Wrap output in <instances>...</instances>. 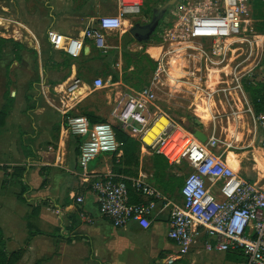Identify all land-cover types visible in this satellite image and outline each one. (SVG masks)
<instances>
[{
  "label": "built area",
  "instance_id": "built-area-1",
  "mask_svg": "<svg viewBox=\"0 0 264 264\" xmlns=\"http://www.w3.org/2000/svg\"><path fill=\"white\" fill-rule=\"evenodd\" d=\"M255 1L208 0L206 10L191 17L188 33L197 46L189 47V52H193L189 57L194 58L196 63L205 61L207 66L209 63L223 65L229 50L238 43L250 50V56L229 71H224L214 87L207 85L205 79L204 84L192 83L190 93L194 100L200 97L207 102L214 112V121L232 118L239 122L240 103L244 112L242 114L252 117L264 148V110L259 115L255 114L243 86L245 76L254 67L253 64L250 68L246 65L251 61L255 46L259 47L257 41L254 44L253 37H247L255 21ZM141 10L142 4L139 2L124 3L121 16L99 18L88 25L80 39L49 31L48 42L74 59L85 54L87 41L93 42L98 50L105 53L109 48L107 35L121 33L124 29L123 16L129 13L138 15ZM204 42L214 43V46L207 51L203 47ZM261 46L264 47V43ZM216 59L219 61L216 62ZM244 68L248 69L247 72H244ZM63 86L65 88L59 90ZM83 86L84 82L76 77L54 88L55 95L60 98L62 111L73 108L77 101L72 105L67 103ZM103 86V80L97 79L93 88L99 90ZM156 89L155 83L135 95L118 111L117 118L123 131L141 142L143 149L163 157L170 167L185 164L192 170L181 189V201L163 193L143 174L137 178L119 177L113 172L94 175L90 170L91 163L103 154H116V158L120 159L123 155L122 145L117 142L112 124L91 125L84 116L70 118L68 131L82 140L78 176L93 194L100 215L118 229L136 223L142 229L150 230L161 212L167 210L170 228L168 237L174 249L163 260V264H176L185 260L201 242L203 251L207 253L242 252L245 261L241 264H264V188L244 178L229 165L225 152L217 151L221 141L216 137H208L204 144L190 131L169 120V124H164L162 120L165 116L162 114L157 113L152 121L150 110L157 101ZM220 103L225 106V113H217L220 112ZM154 127H158L159 134L149 144L146 138ZM75 200L77 204L84 203L83 197H76ZM54 212L57 216L64 213L57 206Z\"/></svg>",
  "mask_w": 264,
  "mask_h": 264
},
{
  "label": "rangeland",
  "instance_id": "rangeland-1",
  "mask_svg": "<svg viewBox=\"0 0 264 264\" xmlns=\"http://www.w3.org/2000/svg\"><path fill=\"white\" fill-rule=\"evenodd\" d=\"M127 2H139L143 8L140 14L134 16L135 19L124 23V29L127 31L126 35L122 39L115 37L111 40L110 45L112 47H120L121 49H112L106 53L94 50L91 57L74 61L66 52L58 51L52 47L45 35L37 36L41 41V56L36 53L38 61L34 63L32 70H28L22 62L18 61L19 55L25 50L28 51L27 43L22 45L23 48L17 47L14 43L19 44V42L13 39V36H16V29L7 22H1V19L12 20L13 14H16L19 19L26 17V0H0V121L2 120L6 124L7 121L5 120L9 116L7 112L12 110V107H17L16 104L13 105L15 99L10 98L14 93L18 97L29 98L32 96L43 98L45 93L47 97L54 99V93L48 94L47 88L53 87L54 84L66 83L72 78L71 75L69 79L64 81L69 74L65 61L71 59L77 65L78 75L91 86V90L87 91L86 95L67 111V117L64 121L66 125H68L70 118L94 115L103 119L104 123L119 127L118 111L135 95L156 83L157 101L150 110L152 121L155 120L154 116L159 113L173 124L181 126L191 133L194 130H200L208 137H216L221 141L220 148L217 150L218 153L229 150L225 156L229 165L236 171H240L244 178L252 182L259 178L258 180L262 182L261 187L264 188V158L261 159L260 157V153L264 156V151L261 149V135L256 134L252 117L242 114L244 113L243 108L238 103L241 114L239 122H235L232 118L230 120L222 118L214 121L208 115L203 119L198 117L195 110L198 106L202 110L206 109L205 102L199 101L201 104H198L190 93L193 88L192 83L204 84L205 79H207V85H209L208 77L210 74H218V77L221 78L224 71H229L235 64L248 58L250 50L238 43L229 50L226 62L223 65L209 63L207 66L205 61L202 64H200V61L196 63L193 61L194 58L189 57V54L193 52H189L188 47L197 46V43L189 36L188 24L195 13L206 10L209 6L208 0H128ZM170 2H173L172 6L161 21L152 40L147 43L138 42L130 34V31L137 25L150 24L153 13L164 8ZM29 5L31 6V0H29ZM253 18L255 21L247 37H253L254 44L257 41L259 47L255 46L251 61L246 65L250 68L253 64L254 67H251V72L245 77L248 81L261 84L264 88V47L261 46L264 43V9L263 11L255 10V17ZM17 21L22 23L21 20L17 19ZM25 37L26 34L24 33V42ZM73 38L79 39L81 36ZM212 46H214V43L211 42H204L203 44L207 51L211 50ZM215 61L218 62L219 60L216 59ZM247 70L244 72H247ZM97 79L103 80L104 86L102 89L95 90L93 88ZM214 81L216 82V80ZM64 88L63 86L59 90ZM85 92V89L78 90L71 97L68 104L72 105ZM246 97L248 98L247 94ZM57 103L62 107L60 98L57 99ZM47 106L51 109L49 104ZM218 109L220 112L217 113L226 112V108L222 103H220ZM4 114H6V117ZM56 114L59 115L57 112ZM54 122V126L61 124L57 119ZM0 127L3 128L4 126L0 125ZM235 128L238 129L240 141L239 138L236 139L234 136ZM23 142V138L19 141L17 133L14 135L1 131L0 146L4 149L1 152H4V160L7 162L0 168H10L14 172L16 169L24 167L25 150L21 148ZM227 144L232 145V147L228 149ZM154 156L155 154L152 151L141 149L140 160L137 165H134L135 174L137 173L139 176L143 172L147 175H154ZM0 159L2 160V157ZM163 163L167 172L164 184L175 188L168 191L167 195L181 201V189L185 179L191 175L192 170L185 164L172 168L165 160H163ZM259 172L260 176H258ZM0 174L3 176L0 182L2 190L21 191L16 178L12 181L9 180L4 170H0ZM252 174H256L257 179L254 180ZM160 180L159 175L154 176V178L149 177L150 183L163 190ZM83 197L85 198V196ZM197 247L202 249V242ZM238 259L240 262L244 261L241 256H238Z\"/></svg>",
  "mask_w": 264,
  "mask_h": 264
},
{
  "label": "crops",
  "instance_id": "crops-1",
  "mask_svg": "<svg viewBox=\"0 0 264 264\" xmlns=\"http://www.w3.org/2000/svg\"><path fill=\"white\" fill-rule=\"evenodd\" d=\"M127 1L31 0L30 6L29 0H26V17L19 19L13 14L12 20L1 19V22L14 26L16 37L13 36V39L20 46L27 43L28 51L19 55L18 61L26 69L32 70L34 63L38 61L36 53L41 56V41L38 37L45 35L47 38L49 31H56L70 38L82 37L81 34L88 25L99 18L121 16V7ZM134 16L136 15L125 14L123 22L135 19ZM126 33L125 29L121 33H109L107 51L121 49L112 47L110 42L115 37L122 39ZM94 50L101 52L93 42L87 41L85 54L91 57ZM71 75L72 78L69 79ZM71 75L69 81L77 77L84 82L82 89L86 92L77 100L79 102L91 90V86L78 75L77 65L72 67ZM59 85L62 84L48 87V94L54 93V88ZM12 95L10 98L15 99L13 105L16 104L17 107H12L7 112L9 116L5 120L6 124L0 121V125L4 126L0 127V134L1 131L14 135L17 133L19 141L23 138L21 148L25 150V155L24 167L19 169L23 170V174L17 176V169L12 172L10 168H0L5 171L9 180L16 178L21 187L20 192L0 188V231L6 252L20 253L17 264H163V260L174 249V244L168 237V211H162L160 207L162 212L150 230H144L136 223H131L125 229L116 228L111 221L100 215L93 194L78 176L81 139L71 135L64 122L69 109H60L62 107L57 105L59 98L55 93L54 99L47 97L45 93L43 98L18 97L16 93ZM55 119L61 124L54 126ZM255 132L260 134L257 130ZM261 149L264 151L263 147ZM3 150L0 146V160L3 161H0V166L7 162L4 160V152H1ZM142 150L145 149L142 147ZM260 155L261 159L264 158L261 153ZM115 160L119 162L121 158L103 154L91 163L90 170L94 175L113 172ZM140 174L151 178L153 176L143 172ZM252 175L254 180L257 179L256 174ZM2 177L0 174V182ZM258 179L255 182L261 185L262 182ZM76 197H83L84 203L77 204ZM56 206L63 210L62 216L53 212ZM183 261L176 264L243 263L236 254L207 253L198 247Z\"/></svg>",
  "mask_w": 264,
  "mask_h": 264
},
{
  "label": "trees",
  "instance_id": "trees-1",
  "mask_svg": "<svg viewBox=\"0 0 264 264\" xmlns=\"http://www.w3.org/2000/svg\"><path fill=\"white\" fill-rule=\"evenodd\" d=\"M263 9H264L263 0H256L254 3L253 16L255 17V10L263 11ZM14 44L17 47H22L18 43H14ZM81 57L84 58V57H89V56L83 54ZM71 59L76 61V60H79L80 58L74 59L71 57ZM71 59L70 61H65V65L69 69V74L65 78L64 81H66L70 77L72 67L76 65V63L74 61H71ZM56 85L57 84H54V86ZM243 86L248 95V98L254 109L255 114L256 115L261 114L264 110V88L263 86L261 84H256L255 82H250L246 78L243 80ZM85 117L89 120L91 125L105 122L103 119L97 116H94V115H86ZM114 131L116 134L117 142L122 145L121 150L123 152V155L119 162L117 160L114 161L113 173L119 177L137 178L138 175L137 173L135 174L134 172L135 171L134 165H137L140 160V152L142 149L141 143L135 140L134 138L130 137L128 134H126L121 128V126L114 127ZM81 144H82V140H79V149H80ZM114 157L116 158V154ZM163 160H165L163 157H160L157 155L154 156L153 158L154 175L152 176V178H154V176L156 177V175L160 176L161 180L159 182L163 188L162 192L167 194L168 191L174 190L175 188L170 187L167 184H164L167 172H166V168L164 166ZM21 174H23V170L17 169L16 175L19 176ZM180 197H181V192H180ZM19 199H22L21 196H19ZM228 254H236L238 256H241L243 257V260L245 261V257L243 256L242 252L228 253ZM19 256H20V253L8 254L6 252L3 235H2V232L0 231V264H17L19 261Z\"/></svg>",
  "mask_w": 264,
  "mask_h": 264
},
{
  "label": "water",
  "instance_id": "water-1",
  "mask_svg": "<svg viewBox=\"0 0 264 264\" xmlns=\"http://www.w3.org/2000/svg\"><path fill=\"white\" fill-rule=\"evenodd\" d=\"M173 2H170L167 6L164 8L155 11L153 13L152 21L150 24L145 26H135L131 31L130 34L138 41L142 43H147L152 40L153 35L156 33L157 29L160 26L161 21L167 14L168 10L172 6ZM194 137L199 140L201 143H207L208 136L200 131V130H194L193 133Z\"/></svg>",
  "mask_w": 264,
  "mask_h": 264
},
{
  "label": "bare ground",
  "instance_id": "bare-ground-1",
  "mask_svg": "<svg viewBox=\"0 0 264 264\" xmlns=\"http://www.w3.org/2000/svg\"><path fill=\"white\" fill-rule=\"evenodd\" d=\"M16 37V36H15ZM189 45V44H188ZM194 46V45H193ZM189 48V47H188ZM184 49V48H183ZM215 71V70H214ZM213 80V81H212ZM214 80H216V82L214 81ZM219 80H220V78L218 77V74L216 75V74H214V73H212V74H210L209 75V77H208V82H209V86L210 87H214L216 84H217V81L219 82ZM176 81H177V78H176ZM199 100H197V103L198 104H201L200 102H205V107H206V109H204V110H202V108H200L199 106H198V104H196V106H198L197 107V109L195 110V112H196V114L198 115V117H201V118H206V116L208 115V116H210L213 120H214V112H213V110H212V108H210L208 105H207V102L202 98H198ZM200 101V102H199ZM202 121V120H201ZM162 122L164 123V124H169V122H168V120L166 119V118H163V120H162ZM239 128V127H238ZM236 129V128H235ZM238 129H236V131H235V138L237 139V138H239V132L237 131ZM249 130V129H248ZM159 134V129H158V127H154L152 130H151V132H150V134H149V137L148 138H146V141L149 143V144H151L152 142H153V140L156 138V136ZM239 141L241 140V138H239L238 139ZM239 145V144H238ZM226 146H229V145H226ZM240 146V145H239ZM232 147V146H231ZM228 151V150H227Z\"/></svg>",
  "mask_w": 264,
  "mask_h": 264
}]
</instances>
